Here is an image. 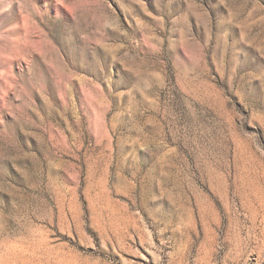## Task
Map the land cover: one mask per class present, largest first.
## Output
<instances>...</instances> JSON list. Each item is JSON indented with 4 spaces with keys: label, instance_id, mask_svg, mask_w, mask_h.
I'll list each match as a JSON object with an SVG mask.
<instances>
[{
    "label": "rangeland",
    "instance_id": "374dc122",
    "mask_svg": "<svg viewBox=\"0 0 264 264\" xmlns=\"http://www.w3.org/2000/svg\"><path fill=\"white\" fill-rule=\"evenodd\" d=\"M0 264H264V0H0Z\"/></svg>",
    "mask_w": 264,
    "mask_h": 264
}]
</instances>
